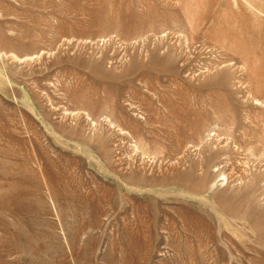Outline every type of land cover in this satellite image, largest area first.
Returning <instances> with one entry per match:
<instances>
[{"label":"rangeland","instance_id":"374dc122","mask_svg":"<svg viewBox=\"0 0 264 264\" xmlns=\"http://www.w3.org/2000/svg\"><path fill=\"white\" fill-rule=\"evenodd\" d=\"M0 264H264V0H0Z\"/></svg>","mask_w":264,"mask_h":264}]
</instances>
